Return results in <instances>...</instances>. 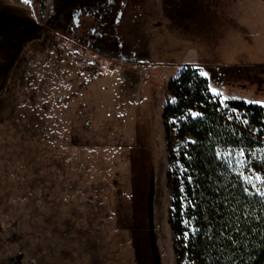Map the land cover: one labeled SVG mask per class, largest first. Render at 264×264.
Returning <instances> with one entry per match:
<instances>
[{
  "label": "rangeland",
  "instance_id": "374dc122",
  "mask_svg": "<svg viewBox=\"0 0 264 264\" xmlns=\"http://www.w3.org/2000/svg\"><path fill=\"white\" fill-rule=\"evenodd\" d=\"M82 1L0 0L39 27L0 47V264H176L168 88L194 65L264 101V0H97L76 26Z\"/></svg>",
  "mask_w": 264,
  "mask_h": 264
},
{
  "label": "trees",
  "instance_id": "16d2710c",
  "mask_svg": "<svg viewBox=\"0 0 264 264\" xmlns=\"http://www.w3.org/2000/svg\"><path fill=\"white\" fill-rule=\"evenodd\" d=\"M209 77L215 87L213 72ZM168 91L172 100L165 107L163 122L170 163L167 183L172 192L169 226L176 264H264V232L259 231L264 221L255 219L264 212L256 198L248 202L241 193L238 177L233 175L239 166L229 168L215 156L217 150L243 147L248 153L264 147V107L238 98H228L222 104L206 93L205 79L194 65L186 66ZM189 109L204 115L192 119ZM237 115L240 120L235 119ZM243 119L249 121L247 126ZM225 196L231 197L229 208L239 204L243 209L247 203L253 213L247 227L256 231L246 232L239 247H228L219 235L230 215L222 203Z\"/></svg>",
  "mask_w": 264,
  "mask_h": 264
},
{
  "label": "snow or ice",
  "instance_id": "6c2138e0",
  "mask_svg": "<svg viewBox=\"0 0 264 264\" xmlns=\"http://www.w3.org/2000/svg\"><path fill=\"white\" fill-rule=\"evenodd\" d=\"M197 73L200 77L205 79L206 93L220 99L223 104L228 97H225L219 89L213 86L209 73L200 69L198 66ZM250 103L258 104L261 107H264V101H251ZM203 115L204 114L202 112L192 111L189 109V117L192 119L202 118ZM231 119H233V117L229 116V120ZM235 119L240 120L241 117L237 115ZM242 123L247 126L249 121L247 119H243ZM255 131H260V129H256ZM209 135H211V133H209ZM191 143H196V141H191ZM255 151L261 154L259 157L253 154V159L256 160L260 169L264 170V149H257ZM215 156L218 160H222L229 168H233L234 165L239 166V171L234 170L233 175L238 177L241 193L247 198L248 202H251L253 198H256L260 205V210L264 212V174H261V171H257L255 167H252L249 164L246 149L243 147L238 148L237 150L229 148L224 152L217 150L215 151ZM222 203L230 215L227 216L225 223L221 225L219 235L226 242L228 247L233 245L239 247L242 240L245 238L246 232L256 231V229L247 227L250 218H253V213L248 210L247 203L243 209L240 208L239 204L235 207L229 208L228 206L231 203L230 196H225ZM255 219L257 222H261L264 221V216L255 217ZM192 231L195 232V229ZM259 231L264 232V228H260ZM185 238H188L187 234H185ZM261 240H264V235L261 236Z\"/></svg>",
  "mask_w": 264,
  "mask_h": 264
},
{
  "label": "flooded vegetation",
  "instance_id": "af4514ba",
  "mask_svg": "<svg viewBox=\"0 0 264 264\" xmlns=\"http://www.w3.org/2000/svg\"><path fill=\"white\" fill-rule=\"evenodd\" d=\"M77 4L80 7H78V9L74 13L75 16H77L75 19L76 26H78L79 23L78 17L81 16L84 11L85 13L87 12L89 14V10L95 7L94 4L97 6L102 5V3L97 2V0L86 2L82 1ZM61 12L62 10L57 14V17L61 14ZM105 16L106 15L104 14L100 16V19H102L103 22V26L107 22ZM7 19L8 18H4L5 21L0 20V47L5 51H10L12 48H15V44L20 41H29L31 31L35 33L39 29V27L36 25L30 27V24L26 23L25 21H19L20 23L15 24L10 23V21H8ZM96 30L97 29H92L91 33L94 34ZM100 36H103V33H100Z\"/></svg>",
  "mask_w": 264,
  "mask_h": 264
},
{
  "label": "crops",
  "instance_id": "0c3cea01",
  "mask_svg": "<svg viewBox=\"0 0 264 264\" xmlns=\"http://www.w3.org/2000/svg\"><path fill=\"white\" fill-rule=\"evenodd\" d=\"M6 10H10V9H0V15L2 16V13L4 12V11H6Z\"/></svg>",
  "mask_w": 264,
  "mask_h": 264
}]
</instances>
